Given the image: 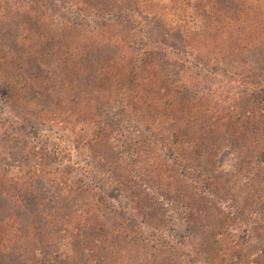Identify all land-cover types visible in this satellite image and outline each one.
Wrapping results in <instances>:
<instances>
[{"label": "trees", "instance_id": "trees-1", "mask_svg": "<svg viewBox=\"0 0 264 264\" xmlns=\"http://www.w3.org/2000/svg\"><path fill=\"white\" fill-rule=\"evenodd\" d=\"M201 2L212 6L206 11L208 30L178 36L185 48L204 57L214 77L192 71L181 58H158L150 48L135 52L118 33L27 29L0 33V91L15 115L32 127L47 121L76 125V142L109 166L99 170L114 178L130 204L122 209L98 193L96 199L103 205L93 208L87 194L91 188L78 185L79 180L74 181L77 185L69 182L66 172L49 181L42 178L60 169L49 164L42 147H26L28 140L19 135L15 140L20 144L10 149L6 140L14 136L4 129L0 135V264H151L149 258L158 251L166 254H161L165 262L170 261L173 248L125 233L137 228L141 216L151 225L155 204L144 184L134 180L137 175L124 168L122 156H144L148 162L144 170L153 169L159 154L153 146L148 148L152 139L158 143L166 140L175 159L196 167L190 170L198 174L202 171L213 190L222 182L220 175L228 174L218 168L222 152L238 159L262 160L264 78H250L257 75L249 68L254 63L247 67L250 58L244 59L260 50L217 44L223 31L233 30L241 12L232 11L230 3L221 6L222 0ZM244 37V32L237 36ZM111 99L122 105V111L136 114L141 126L150 131L149 140L125 142V130L100 118L103 105ZM113 141L122 143L123 149ZM14 161L11 169L9 163ZM155 171L171 180L177 175L174 167L168 166L140 178L154 180ZM185 180L175 190L167 187L164 194L175 192L181 197L189 211L190 228L198 229L199 224L205 228L195 252L198 257L206 248L203 259L210 262L218 249L222 250L219 246L225 239H235L226 220L229 215L218 203L200 201ZM135 184L139 187L136 192L132 191ZM199 208H204L202 219L195 214ZM124 212L130 215L124 218ZM137 249L143 259L132 254Z\"/></svg>", "mask_w": 264, "mask_h": 264}, {"label": "rangeland", "instance_id": "rangeland-1", "mask_svg": "<svg viewBox=\"0 0 264 264\" xmlns=\"http://www.w3.org/2000/svg\"><path fill=\"white\" fill-rule=\"evenodd\" d=\"M226 3H230L232 11L240 10L241 13L238 12L239 18L234 20L231 26V28L234 27L233 30L226 33L223 31V39H220L217 44L245 45L244 47L253 51L260 50V53L256 52L254 56H248V58L246 56L244 59L250 58L247 67L254 63L249 68L255 69L252 73L257 75L250 78H264V66L260 64L263 62L264 65V0H222L221 6ZM211 10L212 6L201 0H0V33L24 32L26 29L39 30L41 33L50 31L82 34L91 32L99 34L105 31L118 33L124 44L130 45L135 52L150 48L158 55V58L168 56L181 58L192 71L213 76L204 57L202 59L194 51L185 48L178 36L185 32L208 30L210 24L207 12ZM243 32L245 37L238 39ZM195 42L199 44L198 41ZM234 56L237 60L240 59L238 54ZM258 65L263 68L257 70ZM240 88L244 89L245 84L242 83ZM6 99V95L0 91V126L4 127L0 128V135H2L1 131L6 129L14 136L13 139L6 140L10 149L20 144H17L15 140L19 135L22 139L28 140L26 147L37 144L38 147H42L40 148L42 151L45 150L49 164L59 168L60 171L42 178L49 181L54 176L60 177L64 171L66 172L64 176L70 175L69 182L77 185L79 180L78 185L84 184L92 189L87 193L91 207L103 205L96 199L98 193L102 194L103 200L107 203L111 202L122 209L130 207L128 199L124 196L123 190L117 187L114 178L101 171L109 166L99 163V159L94 158L86 146L83 147L76 142L75 139L78 138L76 125L68 126L47 121L32 127L30 123L22 121L15 115ZM110 101L107 105H103L100 118L106 119V122L110 124L119 125L121 130H125V142L149 140L150 131L141 126L136 114L134 115L130 110L122 111L123 107L119 102L114 99ZM153 140L149 141L148 148L153 146L156 149L159 156L154 158V161L160 164L158 166L154 163L153 169L161 168L165 171L168 166L174 167L177 175L172 177V180L169 176L160 175L157 171H155L154 180L141 179V176L147 178L145 174L153 171V169L144 170L148 163H145L146 157L122 156L124 168L130 169L131 175H137L134 180L140 181V185L144 184V188L150 196H153L152 203L155 204L153 214L149 218L151 225L145 222L144 216H141L138 219L137 228L125 233L147 242L158 241L163 246L167 245L171 247L170 249H174L170 261L165 262L166 260H163L161 256L162 252L158 251L157 256L155 253L149 258L152 260L151 264H244L241 263L243 261L245 264H264V157L257 162L250 158L238 159L236 155L227 151L222 152L218 168L228 174L220 175L222 182L217 190H213L206 184L202 171L198 174L197 170H190L196 167H189L181 162V159H175L166 140L159 143ZM113 143L117 147L121 145L119 149H123L122 143L116 141ZM130 145L132 147V144ZM12 163L9 165L11 169H14L16 162ZM241 167H244V170H241ZM185 178V182L191 185V189L196 192L200 201L206 205L212 202L218 203L229 215L226 220L235 239L221 241L219 248L222 250L218 249L217 257L210 262L203 259L205 254L202 251L206 248L198 252V257L195 252L197 242L205 235V228L200 224L197 225L198 229L190 228L187 222L189 211L185 210L181 197L174 191L170 195L164 194L167 187L172 190L181 187L182 180ZM137 185L132 187V191L139 190ZM195 214L202 219L204 208H199ZM129 215L125 213L124 218ZM128 247L133 249L131 246ZM140 250H133L132 254L137 255L138 258L141 255L143 259L145 256L139 254ZM129 257L127 255L125 259L129 260Z\"/></svg>", "mask_w": 264, "mask_h": 264}]
</instances>
